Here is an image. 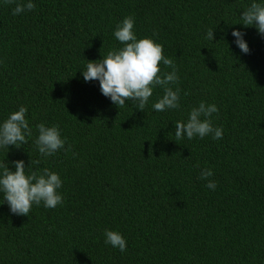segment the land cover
Returning a JSON list of instances; mask_svg holds the SVG:
<instances>
[{"label": "trees", "instance_id": "obj_1", "mask_svg": "<svg viewBox=\"0 0 264 264\" xmlns=\"http://www.w3.org/2000/svg\"><path fill=\"white\" fill-rule=\"evenodd\" d=\"M32 2L13 15L15 3L0 0V125L26 107L32 128L23 146L0 147V164L39 160L32 170L59 174L63 203L21 216L0 193V264H264V35L241 20L264 0ZM129 16L137 38L172 59L179 108H153L160 86L145 110L119 108L84 80L90 61L124 46L114 32ZM201 102L218 107L222 138L176 141L175 122ZM41 123L66 140L47 157L35 143ZM106 230L124 236L126 251L105 243Z\"/></svg>", "mask_w": 264, "mask_h": 264}, {"label": "clouds", "instance_id": "obj_2", "mask_svg": "<svg viewBox=\"0 0 264 264\" xmlns=\"http://www.w3.org/2000/svg\"><path fill=\"white\" fill-rule=\"evenodd\" d=\"M5 3H15L13 15L31 11L35 8L32 0H5ZM242 23L245 27L255 26L258 32L264 35V4L253 2L242 12ZM134 18L126 17L117 26L114 36L124 46L118 50H111L106 57L100 60L90 61L83 78L87 81L98 80L102 94L109 97L119 108L126 101L135 102L140 110H145L149 98L153 95V89L160 86L164 89V95L153 104L156 111L179 108L180 89L171 87L177 84L179 76L175 70L172 59L166 57L163 45L150 37L138 39L134 32ZM232 35L235 43L242 52L250 51L249 45L244 39V33L235 29ZM208 39H214V30L207 32ZM161 63L172 67L173 71L161 74ZM26 107H20L0 125V147L15 145L17 148L28 141L26 137L32 135L26 119ZM215 104L206 105L201 102L199 107L191 110L187 122H175V140L184 137L192 139L195 136L201 138L212 135L213 139H221V128L212 124V114L218 113ZM203 117V119H202ZM39 135L35 141L42 156H51L63 148L66 140L61 137L58 126H45L41 123L36 126ZM15 170L9 165L0 164V193L10 206L12 213L21 216H29L33 205H43L46 208H55L63 203V197L58 191L62 187V180L58 173L47 168L32 170V165H38L39 160L32 161L26 166L23 160L13 161ZM27 169V171H26ZM213 175L212 170L205 169L200 174V179L208 180ZM216 183L208 180L206 187L214 190ZM105 243L114 248L126 251L127 244L124 236L118 231L106 230Z\"/></svg>", "mask_w": 264, "mask_h": 264}]
</instances>
